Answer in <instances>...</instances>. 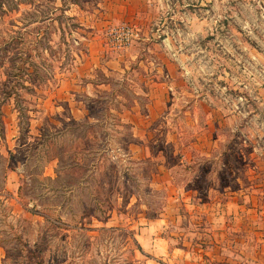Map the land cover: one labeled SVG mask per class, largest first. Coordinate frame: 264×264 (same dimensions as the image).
I'll use <instances>...</instances> for the list:
<instances>
[{"label":"rangeland","instance_id":"obj_1","mask_svg":"<svg viewBox=\"0 0 264 264\" xmlns=\"http://www.w3.org/2000/svg\"><path fill=\"white\" fill-rule=\"evenodd\" d=\"M259 220L264 0H0V264H192Z\"/></svg>","mask_w":264,"mask_h":264},{"label":"crops","instance_id":"obj_2","mask_svg":"<svg viewBox=\"0 0 264 264\" xmlns=\"http://www.w3.org/2000/svg\"><path fill=\"white\" fill-rule=\"evenodd\" d=\"M247 210L251 211V209H247ZM232 220L233 219H226L225 220L226 225L229 227L232 226L231 224ZM158 221H156L155 223H157ZM233 222L234 221H232V223ZM242 222H244L245 224H248V226L251 225V223L247 222L246 219H243ZM254 225H257L258 227V228L255 227L256 228L255 233L257 236L256 239L254 240L255 241L254 243H256L255 252L251 253L249 251H244V252H240V254H233L232 248L228 244L227 248H224L226 252L221 250L219 252L215 251V252H212L210 255L209 254L206 255L204 254V250H201L202 254L197 253L196 255H198V257L197 259L193 258L195 261L192 262V264H247V263L248 264H264V220H259L258 223H254ZM257 230L259 231L258 233H257ZM158 239H161V238L157 237L154 239V241H157ZM244 242L246 244H249L250 241H244ZM185 254H186V251H184V255ZM185 258L187 259V257Z\"/></svg>","mask_w":264,"mask_h":264},{"label":"built area","instance_id":"obj_3","mask_svg":"<svg viewBox=\"0 0 264 264\" xmlns=\"http://www.w3.org/2000/svg\"><path fill=\"white\" fill-rule=\"evenodd\" d=\"M107 35L112 44L119 48L130 44L134 36H136L135 32L129 27L112 29Z\"/></svg>","mask_w":264,"mask_h":264},{"label":"trees","instance_id":"obj_4","mask_svg":"<svg viewBox=\"0 0 264 264\" xmlns=\"http://www.w3.org/2000/svg\"><path fill=\"white\" fill-rule=\"evenodd\" d=\"M135 244H136L137 249H138L141 253H143L142 248H141L140 245L137 243V241H135Z\"/></svg>","mask_w":264,"mask_h":264}]
</instances>
